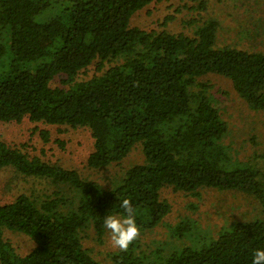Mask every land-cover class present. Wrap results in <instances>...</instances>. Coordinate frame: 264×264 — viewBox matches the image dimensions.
<instances>
[{
    "label": "trees",
    "instance_id": "16d2710c",
    "mask_svg": "<svg viewBox=\"0 0 264 264\" xmlns=\"http://www.w3.org/2000/svg\"><path fill=\"white\" fill-rule=\"evenodd\" d=\"M161 1L64 0L57 15L44 18L55 1L0 0V126L31 124L44 143L47 127L88 131L86 167H120L104 187L47 160L43 149L0 138V171L30 184L0 204V264H252L254 250H264L260 221L236 224L201 247L176 248L198 227L192 221L172 226L171 242L142 239L170 213L163 188L237 191L253 197L264 215V175L233 160L229 126L210 85L199 81L207 74L229 80L249 108L264 114V52L218 46L216 18L183 21L190 34L169 30L172 16L158 29L132 24ZM183 1L198 13L210 0ZM248 26L255 39L264 35V18L245 22L236 35L252 36ZM138 146L143 160L121 168ZM125 198L140 235L127 251L113 247L100 261L89 243L110 240L104 217L123 216ZM7 232L30 241L27 253Z\"/></svg>",
    "mask_w": 264,
    "mask_h": 264
},
{
    "label": "rangeland",
    "instance_id": "374dc122",
    "mask_svg": "<svg viewBox=\"0 0 264 264\" xmlns=\"http://www.w3.org/2000/svg\"><path fill=\"white\" fill-rule=\"evenodd\" d=\"M51 1H55V4L43 14L44 18L57 15L64 0ZM183 5V0H162L160 3L151 4L133 17L132 24L147 30L158 29L167 17L172 16L176 20L167 23V28L173 32L190 34L193 28L184 26L183 21L199 17L202 23L216 18L221 26L218 32V46L236 45L264 52V35L255 39L253 27L248 26L251 29L250 37L244 39L236 35L238 28L245 26V22L264 18V0H210L206 10L198 13L186 10ZM251 38L253 42H247ZM199 81L210 85L211 89H208L207 93L229 126L225 142L231 149L233 160L239 161L243 166L255 168L264 175V114L249 108L233 90L229 80L215 74H207ZM30 127L31 124L27 123L18 127L0 126V138L10 144H26L29 151L43 149L47 160L67 169L78 170L86 178L104 187L109 186V177L120 170V167L116 166L100 171L86 167V159L93 150V141L88 131L62 129L60 132L56 127H47L49 141L44 143L38 132L31 133ZM58 142L63 143V146ZM142 160L143 155L138 146L122 162L121 168L140 163ZM29 186L27 182L16 178L12 170L0 171V204L12 202ZM161 198L170 204V213L163 224L142 237L149 244L162 240L171 242L172 239L168 237L169 230L180 222L185 224L192 221L198 227L189 230L186 236L177 242L176 248L181 245L201 247L203 242L216 239L219 234L231 230L236 224L264 222V215L257 201L237 191L207 189L199 190L197 195H188L163 188ZM108 236L110 239L109 233ZM6 237L21 254L27 253L32 246L23 235L7 232ZM89 246L100 261L107 260L106 252L113 249L110 240L106 239L103 245L89 243Z\"/></svg>",
    "mask_w": 264,
    "mask_h": 264
},
{
    "label": "clouds",
    "instance_id": "9594fccd",
    "mask_svg": "<svg viewBox=\"0 0 264 264\" xmlns=\"http://www.w3.org/2000/svg\"><path fill=\"white\" fill-rule=\"evenodd\" d=\"M120 207L124 210V215L104 217L103 227L110 234L111 245L125 252L129 245L139 237L140 231L135 222V209L131 201L127 198L123 199ZM252 264H264V250H254Z\"/></svg>",
    "mask_w": 264,
    "mask_h": 264
}]
</instances>
